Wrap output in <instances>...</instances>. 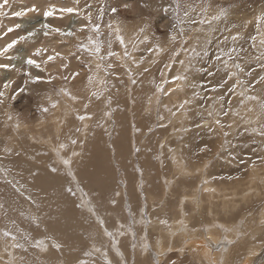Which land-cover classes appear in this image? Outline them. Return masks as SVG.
Wrapping results in <instances>:
<instances>
[{"label": "rangeland", "instance_id": "1", "mask_svg": "<svg viewBox=\"0 0 264 264\" xmlns=\"http://www.w3.org/2000/svg\"><path fill=\"white\" fill-rule=\"evenodd\" d=\"M156 1L159 3L147 8L140 1L142 14L136 16L119 13L116 0L93 3L92 24L100 16L98 32L91 30L85 16L89 25L80 31L85 35L83 41H69L80 60L83 55L88 73L96 71L95 54L78 45L88 46L93 33V41L100 44L96 55L110 59L109 69L104 63L107 69L101 68V74L88 76L94 82L92 86L79 83L73 87L66 84L70 77L63 76V82L42 85L39 98L28 107L20 106L29 97L26 89L19 91L21 88L6 95L0 105V113L10 114V125L6 122L5 129L0 126L2 156L9 150L6 134L12 137L14 151L17 147L16 126L20 124L16 119L23 127L33 124L29 130L38 131L39 121L50 127V116L56 111L54 100L61 97L66 101L75 96L80 102L76 116L72 115L74 120L69 117L60 129L50 132L42 127L38 136L49 137L53 148V134L58 142L60 137L71 142L78 136L77 117L81 116L86 123L83 131L85 127L89 130L82 149L66 144L78 159L70 163L69 168H73L54 170L59 179L56 190L62 188L63 179L67 183L66 205L76 219L70 234L75 241L71 255L67 258L65 251L49 247L56 243L53 233L31 198L34 210L30 208L28 215L21 211L19 217L27 219L28 229L36 236L34 243L30 234V264H45L42 257L57 260L55 264H79V260L82 264H136L138 255L144 253L147 264H238L240 260L241 264H264V0ZM11 10L6 9L5 18L10 17ZM108 14L113 15L112 21ZM19 19L23 23L29 17ZM120 22L125 24L126 37L129 35L123 45L116 39L117 30H113L124 27ZM104 47L109 50L104 52ZM98 81L103 84L98 85ZM3 117L1 125L6 119ZM104 122L115 126L113 140L101 134ZM40 143H33L35 159L49 153L44 154L45 147L36 146ZM127 154L133 160L132 167ZM78 157L85 165L92 164L84 172L85 182H80L75 173L82 172L76 164ZM34 173L41 174L37 170ZM36 182V188L48 189L43 175ZM32 195L38 202L40 198L33 190ZM4 196L7 198L9 192ZM59 197L55 209L63 204ZM45 204L54 211L51 200ZM82 214L84 218L80 219ZM158 218L168 232L164 243L162 235L150 229L151 219ZM173 221L177 223L176 233H171L172 226H168ZM84 222L87 228L77 230ZM9 231L10 241L21 238L19 227L16 233L9 235ZM0 232L1 242L5 234ZM197 240L203 244L209 241L207 260L203 258L206 255L199 257L191 250ZM8 249L14 259L9 258L8 264H22L24 243H16L17 251L11 246Z\"/></svg>", "mask_w": 264, "mask_h": 264}, {"label": "bare ground", "instance_id": "2", "mask_svg": "<svg viewBox=\"0 0 264 264\" xmlns=\"http://www.w3.org/2000/svg\"><path fill=\"white\" fill-rule=\"evenodd\" d=\"M140 1L144 2L145 8H147L149 4L153 5V4L159 3V2L157 3L156 0H116L117 2L116 5H117L119 13L124 14V15H126V13H131L136 16V15L142 14L141 7H140ZM218 1L220 2V0ZM0 2H2V0H0ZM94 2H96V0H80L79 5H74L73 0H9L8 4L5 6V9H4L5 12H6V9H9V8H12L11 10V13H12V12L19 11V10L32 7V6H36L41 11L37 13H28L26 16L29 17V19L24 20L23 23L21 22L19 17H14L12 15H10L9 18L7 17L5 18V16L0 17V35H2L3 32L7 30L8 27H14L17 24L19 25L22 24V26L20 25V27L16 29L14 32L8 33L7 36H4L3 39H1L0 47H3L6 43L10 42L12 39L17 38L20 35H25L29 31L40 28L41 24L45 22L44 17H43V10H45L50 5H56L57 7L73 6V7H78L82 11L80 14H76V13L65 14L63 17H60L57 15V16L49 18V20L47 21L54 27L72 30L76 32V35L72 37H60L58 34H53L49 37H44L42 32H40L38 33L36 37L33 38L32 41L22 42L18 44L13 50L11 49L9 53H7L4 57H0V64L11 65V67L7 69L0 68V89H3L4 83L11 82V87L6 90L7 97L12 95V93L14 92V89L17 91L19 88H24L27 90L29 97H25L23 101L21 102L20 106L22 108L28 107L31 105L33 99L39 98L40 96L39 90H41V86L48 84L49 78L51 76L56 77V79L51 80V82L55 84H57V82H60L62 80V77L65 76V77H70L67 80L66 84L75 85L73 87H78V85L80 84L82 85L86 84L87 88L92 86L94 82L91 79H89L88 76L90 74H94V75L101 74L100 69L103 68V71L107 69L110 59L99 58L96 55L93 45L92 44L90 45V43H87L89 47L88 53L90 54L91 52H93L95 54L93 56L97 60L96 66L94 67L96 71L92 73H88V70L90 68H87L85 64L86 61L82 63L83 55L81 56V60H80L79 55H76L77 53H74V49L72 48L69 41L71 40V38H76L80 40L81 42L83 41L82 35H84V33H81L80 31H77V30L80 29L84 25L86 27L89 25L86 22L87 20L85 21L86 15H84V13L88 11L93 12ZM86 3H90L92 5L91 9L85 8ZM96 4L98 3L96 2ZM106 8L107 10H109L108 9L109 6H107ZM93 16L95 17V15ZM107 16L108 18L110 17L109 19L112 21L113 15L108 14ZM2 18H5V19L2 20ZM106 19L107 18L105 16L104 21H103L104 24H106L108 21V19L107 20ZM94 22L95 24H99V19L95 17ZM121 26H124V27L117 33V35L121 36L122 39L126 41V38H128L129 35H127L126 37L125 24H123V22L122 23L120 22V27ZM113 30L115 31L117 29L113 28ZM111 32L114 33L113 31ZM90 38L92 41L95 40V34L93 33L90 36ZM195 38H193V41L195 40ZM37 47H47L49 49V51L47 53H44L42 56L33 57L40 63V69H37L35 67H30L24 63L25 59L31 56L33 51ZM53 49H55V51L60 52L65 57V59L60 60L59 58H57L55 61H51L48 64H44L42 62L43 59H45L47 55L53 54ZM108 50L109 49H107V47L103 48L104 52ZM104 63L105 65H107V67L104 65ZM65 64L67 65V67H62V65H65ZM109 68L110 67H108V69ZM41 69H43V71ZM26 73H30L32 74V76L38 75L42 79L40 82L35 83V84L30 83V82L26 83V80L28 78L26 76ZM73 73H79V74L76 75L75 78H73L72 76ZM23 76H26V77H23ZM14 78H15V83H14L15 87L12 86ZM83 78H85L86 81L82 80ZM99 83H100V86L103 84L102 81L97 82L98 85ZM54 102H56L55 103L56 109H54L56 111H54L55 115L50 116L51 118L49 117L51 120L50 127L47 125L48 123L46 124L43 121H39L37 122L38 131H34L35 129L29 130V127L32 126L33 124L28 127L27 126L23 127V125L21 126V123L17 121L16 119L15 123H19L20 125L16 126L17 136L19 139H17V144H16L17 147L15 148V151H14V147L10 145L12 137L6 134L5 142L7 143L6 147H9V150L5 152L3 156L0 155V230L4 231L3 233L5 234L6 231L10 229V231L8 232L10 235L11 233H16L19 227V234L21 238H16V239L11 238L12 240L10 241L9 240L10 238H8V235H5L4 237L5 240H2L3 238L1 239L0 260L2 264H8L9 258L13 259V255L10 254L8 247L11 246L14 248L13 250H15L17 242L24 243L25 252L21 251L23 254L22 260L24 264H30L28 260H29L30 255H32V253L28 251L29 245H30V241H32L33 239H34V243L36 242V236L34 235L35 236L34 238L33 234H31L30 230L28 229V222L26 221L27 219L22 220L19 217H20L21 211L27 213L28 215L30 212V208L32 209L34 203L36 204L35 207L39 208L38 209L39 214L41 216V219L43 220V223L46 226L50 227V230L53 233L54 241L56 243L49 244V247L51 249H54L56 248V245H59L58 248H60V250L65 251V256L67 258H69L71 255V249L75 241L70 236V234L74 230L73 221L76 219L72 217L73 212L70 210V208L67 207L68 205H66L67 200L69 199L68 197L69 195H67L64 192L65 186L67 183L66 181H64L65 179H63L62 184H61L62 188L60 189V191L56 190V186L59 185L57 184L58 183L57 180L59 181V179L57 178L54 170L60 167H64L67 170L70 166V163L74 159L78 160L77 158H74L76 154L72 152L71 150L69 151L68 146L74 145V147L82 149L83 144L87 141V138L84 135L89 130L88 129L86 130V127H85V130L83 131L82 125H86V123L83 122L79 117H77V121L79 122L78 124L79 133H78V136H76L75 140H72V141H75V143H73L72 141L70 142V139L65 140L62 137L59 138L60 141L58 142V138H56L53 134L52 142L56 144V146L53 148L49 137L42 139L43 137L38 136L40 134L42 127H46V129H48V130L45 129L44 132H50L49 129H52V128L60 129L61 123L62 122L66 123L69 117L74 120L73 116H76L77 104L80 103L79 101L75 100V96H71V98L68 97L66 101L64 100V98L61 97L60 99L54 100ZM4 115L6 116L3 117ZM9 115L10 114L7 112L5 114L3 112L0 113V120L2 119V117L3 119L6 118L2 121L3 124L2 125L0 124L1 128L5 129L4 127L6 126L5 124L6 122H8L10 125V120L8 117ZM80 120L82 121L81 123H80ZM27 124H30V123H27ZM111 124H115V122L112 121ZM66 129L70 130V126L66 125ZM111 130L113 131L112 135H109ZM101 134L103 135L106 134L112 137V140H113L114 136L116 135L115 126L110 125L108 122H104L103 131H101ZM108 136H105V137L107 138ZM100 139H102V137H100ZM39 142H41L40 145H36V146L45 147L43 149L44 154H46L47 151L49 153L40 159H35L37 156L35 157V153L33 152V149H35L34 148L35 144ZM67 142H70L68 146H66ZM1 145H3L2 141H0V146ZM41 149L42 148H39V150ZM57 155H60L61 159L63 160H60ZM126 159L128 161L129 166L132 167L133 160L129 156V154H127ZM83 160L84 159L80 158L79 162L76 163L79 165L80 170H82L81 173H77L75 171L77 178L79 177L78 180L80 182L86 181L84 177V172H86V168L88 164L85 165L83 163L84 162ZM65 161H67L68 163L66 164L63 163ZM90 165L92 164L90 163ZM49 166H51L52 169H50ZM72 168H69V170ZM34 170H37L45 177L46 182H48L47 183L48 189H46L45 187L41 189L36 188L37 187L36 185L38 184L36 180L42 179V175L40 174L37 176L36 173H34ZM70 175L72 174L69 173L68 176ZM86 177H87V174H86ZM72 179L71 181H73ZM32 190L35 192V195L38 198H40L38 202L35 201L34 199L35 197L34 195H32ZM47 191H49V193H47ZM8 192H9V196H7L6 198L4 195L5 193H8ZM19 192H21L22 194ZM42 193H46V194L42 195ZM50 193H52L53 195H50ZM150 193L151 192H149V194ZM18 195H22L23 198L19 199ZM150 195L152 196V194ZM188 195H189L188 196L189 198L192 195V193ZM41 196L42 197L44 196L43 199L41 198ZM58 196H61L58 198V201H62L63 204L61 206L57 205V209H55V202ZM31 198H32L33 204H32ZM49 200L52 201V205L54 209V211H51V212L48 210L45 204ZM17 203H18V207L20 208L19 211L18 209L16 210ZM35 207H33V210ZM83 218H84V214L80 215V219H83ZM158 219L160 220V218ZM158 219L157 220L151 219L150 229L155 232H159L160 236L162 235L161 241L164 243L166 241V238H168V232L163 230V227L165 226H162L163 224L161 225V220L158 221ZM169 224L170 225L168 226L170 227L172 226V229L170 230L171 233H176L175 227L177 223L173 221L172 223H169ZM81 228L86 229L87 222L80 224L77 227V230H80ZM140 232L138 231V233ZM30 234L33 237V239L30 236ZM0 236H2L1 232H0ZM140 237L142 238V235ZM155 237L156 236H154L153 238ZM155 239L152 240L153 244H155ZM203 241L204 240H202V242ZM205 242L208 243L209 241L207 242L206 240ZM206 243L203 244L201 243V241L197 240L195 241V243L191 245L192 246L191 250L193 252H196L199 257L202 255H206V256H203L205 260H207V256H208V253L206 252V249H208L206 246ZM162 247H164V245ZM162 247H161V250L163 249ZM249 252L251 251H247V253ZM36 254L41 256L39 252H36ZM144 254L138 255L136 264H138L139 262H140L139 264H147L148 261L146 257L144 256ZM251 254L252 253H250V255ZM42 258L45 260V264L57 263V260H50L46 257H42ZM142 258L146 260H143ZM32 259L33 261H35L34 254H33ZM241 262L243 261L240 260V263L238 264H241ZM37 264H40V263L37 262ZM79 264H82V260H79ZM244 264H247V262H245Z\"/></svg>", "mask_w": 264, "mask_h": 264}, {"label": "snow or ice", "instance_id": "3", "mask_svg": "<svg viewBox=\"0 0 264 264\" xmlns=\"http://www.w3.org/2000/svg\"><path fill=\"white\" fill-rule=\"evenodd\" d=\"M8 2H9V0H2V2H0V17H4L7 15V13L4 11V9H5V6L8 4ZM73 4L79 5L80 0H73ZM142 6H144V5H142ZM91 7H92V5L90 3L85 4V8L91 9ZM126 7H127V5H126ZM40 11L41 10L39 8H37L36 6H32V7H28V8L19 10V11L12 12L11 15L14 17H23V16H26L28 13H37ZM81 11L82 10L79 9L78 7H73V6H59V7H57L56 5H50L45 10H43V17H44L45 22L41 24L40 28L29 31L25 35H20L17 38L12 39L10 42L6 43L3 47H0V57H4L7 53H9V51L11 49L15 48L18 44H20L22 42L32 41L33 38L36 37L38 35V33H40V32H42L44 37H49L53 34H58L60 37H72V36L76 35V32H74L72 30L54 27L50 23H48L47 21L49 20V18L57 16V15L60 17H63L65 14H72V13L80 14ZM111 11H112V13H116L117 9L112 8ZM165 11H167V9H165ZM100 15L101 16L103 15L102 9H101ZM99 18H100V16L97 17V19H99ZM86 19L89 21V24L91 25V30L93 32H98L100 26H99V24H92V12L91 11H88L86 13ZM19 27H20L19 24L15 25L14 27H8L7 30L5 32H3L2 35H0V39H3L4 36H7L8 33L14 32ZM109 27H111V25H109ZM77 31H83V27H81ZM117 32H119V29H117ZM170 38L173 41L176 40V36H171ZM116 39L120 40L121 44L123 45L124 41H123L121 36L117 35ZM253 39H255V37H253ZM89 42L91 44H93L95 52L99 53L100 52V44L98 42L92 41L91 38H89ZM78 47L85 50V51L88 50V46L84 45V44H80V45H78ZM48 51H49V49L47 47H37L33 51L32 55L25 59L24 63L30 67H35L37 69H40V63L36 59H34L33 57H40L44 53H47ZM157 51H159V49H157ZM176 54H178V53H174V55H176ZM109 55H115V53L109 52ZM57 58H59L60 60L65 59V57L60 52L55 51V49H53V54L47 55L46 58L43 59L42 62L44 64H48L51 61H55ZM10 67H11V65H8V64H0V68L7 69ZM62 67H67V65L66 64L62 65ZM109 67H111V65H109ZM237 67H239V65H237ZM41 70L43 71V69H41ZM78 74L79 73H73L72 74L73 78H75V76ZM209 74L211 75V73H209ZM26 75H28V77H29V80L26 81V83L30 82V83L35 84V83L40 82L42 79L38 75L32 76L30 73H26ZM52 79H56V77L51 76L49 78L48 82H51ZM65 79H67V77H65ZM174 79H184V78L183 77H175ZM262 79H264V77H262ZM10 87H11V82H6L3 84V90H0V105H2L4 103V98L6 96V90L9 89ZM19 91L23 92V91H25V89L21 88V89H19ZM250 98L255 99V97H250ZM11 99H15V96H12ZM53 107H55L54 104H53ZM43 110L47 111V109H43ZM79 118L81 120L84 119L83 116H81ZM217 123H219V121H217ZM225 135H227V133H225ZM73 143H75V141H73ZM201 151H203V149H201ZM65 163H68V162L65 161ZM5 235H7V233H5ZM56 247H59V245H56ZM173 264H174V262H173Z\"/></svg>", "mask_w": 264, "mask_h": 264}]
</instances>
